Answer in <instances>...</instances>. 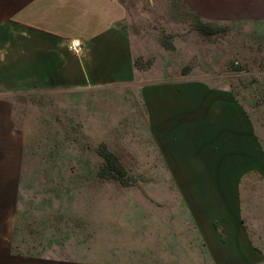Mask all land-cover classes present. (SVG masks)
Instances as JSON below:
<instances>
[{"label": "crops", "instance_id": "0c3cea01", "mask_svg": "<svg viewBox=\"0 0 264 264\" xmlns=\"http://www.w3.org/2000/svg\"><path fill=\"white\" fill-rule=\"evenodd\" d=\"M167 4L176 17L183 6L203 37L217 35L221 22H264V0H0V264H264L243 218L246 186L264 181L260 143L235 96L203 80L144 81L136 91L145 166L137 195L67 207L64 189L43 191L40 204L38 190L24 186L56 187L81 174L80 159L73 167L65 157L26 154L46 139L31 131H54L52 147L67 146V123L59 119L53 129L39 119L54 111L46 110L47 97L66 98L75 147H96L115 126L114 93L140 77L129 22ZM197 23L212 34H200ZM74 40L77 53L68 50ZM18 96L29 130L21 128ZM22 244L43 248L22 252Z\"/></svg>", "mask_w": 264, "mask_h": 264}, {"label": "rangeland", "instance_id": "374dc122", "mask_svg": "<svg viewBox=\"0 0 264 264\" xmlns=\"http://www.w3.org/2000/svg\"><path fill=\"white\" fill-rule=\"evenodd\" d=\"M172 7L177 9L170 4L161 5L160 13L156 11L153 14L144 13L145 20H138L136 17L129 22L128 31L133 35L132 40L138 52L136 55H140L141 58L136 60L140 77L135 85L121 90L120 93H114V96L116 95L114 107L109 110L112 115L115 112L111 117L115 126L109 127L111 129V131L108 129L109 132H106L104 126L105 131L99 134V140L95 142L96 147H75L77 144L73 140L75 133L69 129V122L73 121V118L70 117L69 106L65 105L66 98H55L53 95L47 97L45 108L54 111L52 114L48 111L46 115L49 116L39 119L45 120L43 122L47 124L44 125H49L53 129L57 126L55 121L58 122L59 119L67 123V146L60 150L52 147L53 143L47 138L55 136L54 131L39 135L33 134L30 130L29 135L32 138H39L41 141L46 139L39 143V148H26V154L39 158L65 157L68 165L71 164L73 167L80 159L82 167L80 164L79 167L82 168V172L73 176L71 180L55 182L56 184L52 182L56 187L50 186L46 181H23L24 186L29 187L30 194L38 190L40 196L36 197L37 202L42 204L40 202L42 197L47 198L46 194L42 196V193L48 189L66 190L60 193L66 197L60 199L67 207L80 204L86 206L92 200L97 201L99 206H105L108 198L111 199L110 204H113L116 197L124 196L123 192L130 194L132 190L137 195L139 174L145 171V166L140 162L139 124L134 113L138 109L136 91L144 81L194 78L209 83L211 87L231 92L250 117L260 143L261 156L264 158V22H221L218 24L220 32L217 35L203 37L193 30L191 21L184 19V11H181L183 6L178 9V17L175 16ZM18 97L17 109L25 115L19 118L23 121L22 126L25 125L21 128L29 130L25 123L26 100L25 97ZM62 109L67 113L58 116L56 113H60L59 110ZM59 138L62 141V138ZM82 144L89 145L90 142ZM91 144L94 146V142ZM106 154L111 155L114 163L112 166L116 168L112 172L105 171L109 164L104 159ZM262 173L264 174V168ZM24 198L23 203L26 204L28 197ZM29 198L33 203L34 197ZM243 200V218L248 233L254 239L258 238L264 248V181H249ZM106 215L108 214L99 212V222L105 221ZM21 238L24 239L17 240L26 241L25 234ZM33 247H36L37 252H41L43 248L41 245H18L22 252L33 251Z\"/></svg>", "mask_w": 264, "mask_h": 264}, {"label": "trees", "instance_id": "16d2710c", "mask_svg": "<svg viewBox=\"0 0 264 264\" xmlns=\"http://www.w3.org/2000/svg\"><path fill=\"white\" fill-rule=\"evenodd\" d=\"M195 28L202 35H210V34H212V31L207 26H204V25H202L200 23H197L195 25ZM104 159H105L106 162H108L110 164V165L108 164V169H106L105 171L108 170L109 172H112L113 170H116V168L114 166H112V165H114V163H113V161L111 159V155L110 154H106V156L104 157Z\"/></svg>", "mask_w": 264, "mask_h": 264}, {"label": "built area", "instance_id": "2783aa9c", "mask_svg": "<svg viewBox=\"0 0 264 264\" xmlns=\"http://www.w3.org/2000/svg\"><path fill=\"white\" fill-rule=\"evenodd\" d=\"M80 49V43L77 40L71 41L68 44V50L77 53Z\"/></svg>", "mask_w": 264, "mask_h": 264}]
</instances>
